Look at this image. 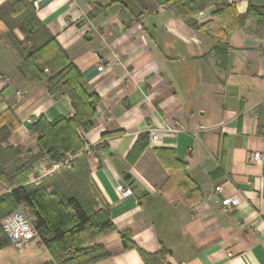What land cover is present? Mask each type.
<instances>
[{"label":"crops","instance_id":"obj_1","mask_svg":"<svg viewBox=\"0 0 264 264\" xmlns=\"http://www.w3.org/2000/svg\"><path fill=\"white\" fill-rule=\"evenodd\" d=\"M113 1L51 0L34 9L98 97L93 129L77 131L96 209L106 208L143 252L165 249L157 264H264V0H203L194 15L200 30L170 11ZM3 32L0 25V116L10 111L15 127L0 144L37 153L29 126L74 111L68 96H49L19 71ZM173 126L179 131L167 132ZM149 128L165 133L128 161ZM50 164L34 163L28 183ZM225 198L238 204L224 207ZM50 262L39 239L0 250V264ZM93 264L144 262L129 250Z\"/></svg>","mask_w":264,"mask_h":264},{"label":"trees","instance_id":"obj_2","mask_svg":"<svg viewBox=\"0 0 264 264\" xmlns=\"http://www.w3.org/2000/svg\"><path fill=\"white\" fill-rule=\"evenodd\" d=\"M132 1L141 12L161 8L190 27L202 29L194 15L203 7V0ZM212 1L217 0L208 2ZM113 2L123 3V0ZM250 12L248 8L244 15L239 16L240 23ZM0 25L4 28L1 40L15 54L19 71L31 80L44 83L49 96H68L74 111L70 117H58L51 122L39 117L29 126L30 133L36 136L37 153L0 144V218L7 210L26 206L34 219L40 243L52 257L48 264H93L129 250H136L144 264H157L165 255V249L154 254L143 252L132 242L130 231L115 229L106 208L96 209L86 151H83L84 144L77 131L87 133L93 129L97 95L83 81L81 71L55 37L38 20L29 2H2ZM16 30L21 38L17 37ZM0 117L4 123L0 128V142H3L14 130L15 123L10 121V111H5ZM147 142L148 133L140 134L127 155L128 161L136 160ZM67 154L75 155L68 166H61L37 184L28 183L27 175L34 163L42 158L52 164L60 163ZM47 190H50L48 194ZM10 245L0 228V250Z\"/></svg>","mask_w":264,"mask_h":264},{"label":"built area","instance_id":"obj_3","mask_svg":"<svg viewBox=\"0 0 264 264\" xmlns=\"http://www.w3.org/2000/svg\"><path fill=\"white\" fill-rule=\"evenodd\" d=\"M103 67L98 66V70L101 71ZM47 73V70L45 69ZM20 94V93H19ZM200 128H197V130ZM196 130V131H197ZM179 128L170 127L167 129L169 133H177ZM148 143L154 144L160 141L163 137L165 130H159L156 128H149L148 130ZM75 158V155H68L60 163L50 164L47 166L45 171L42 174V177L49 176L54 173L61 166H68L69 163ZM251 160L258 162L261 160V154L259 152H254L250 156ZM40 179L34 181L38 183ZM117 191L120 192L123 196H129L131 190L125 188L123 185H118L116 187ZM221 187H215V192L220 191ZM220 204L224 207L236 206L238 204L237 198H225L221 200ZM27 207L21 205L18 209L12 210L4 214L0 222L1 233L10 241L11 245L15 248H22L27 243L38 239L37 232L34 228L33 221L30 219L27 213Z\"/></svg>","mask_w":264,"mask_h":264},{"label":"water","instance_id":"obj_4","mask_svg":"<svg viewBox=\"0 0 264 264\" xmlns=\"http://www.w3.org/2000/svg\"><path fill=\"white\" fill-rule=\"evenodd\" d=\"M51 0H30L29 4L33 9H40L46 4H48Z\"/></svg>","mask_w":264,"mask_h":264},{"label":"rangeland","instance_id":"obj_5","mask_svg":"<svg viewBox=\"0 0 264 264\" xmlns=\"http://www.w3.org/2000/svg\"><path fill=\"white\" fill-rule=\"evenodd\" d=\"M20 206H21V205H20ZM20 206H18V207H16V208H13V209H10V210H7L4 214H6V213L9 212V211H12V210L18 209ZM27 213H28V216L30 217V216H31V212H30L29 209L27 210ZM4 214L1 216L0 219H2V217L4 216ZM30 219H31L32 221L34 220L32 217H30ZM0 222H1V221H0ZM33 222H34V221H33ZM39 242H40V240H39Z\"/></svg>","mask_w":264,"mask_h":264}]
</instances>
